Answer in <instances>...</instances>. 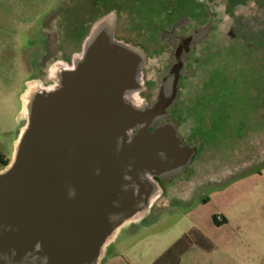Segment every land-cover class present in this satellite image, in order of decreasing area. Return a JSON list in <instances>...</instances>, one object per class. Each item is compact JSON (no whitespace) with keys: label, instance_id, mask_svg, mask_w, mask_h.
Listing matches in <instances>:
<instances>
[{"label":"rangeland","instance_id":"rangeland-1","mask_svg":"<svg viewBox=\"0 0 264 264\" xmlns=\"http://www.w3.org/2000/svg\"><path fill=\"white\" fill-rule=\"evenodd\" d=\"M106 15L114 45L103 37V49L140 51L136 96L163 107L151 121L170 123L186 146L179 169L150 174L159 192L146 212L212 196L241 220L240 243L264 259V0H0V152L9 160L0 176L18 160L43 103L93 66L95 55L80 67L75 56ZM123 57L128 67L137 61ZM138 120L121 129L127 143L145 133Z\"/></svg>","mask_w":264,"mask_h":264},{"label":"water","instance_id":"water-1","mask_svg":"<svg viewBox=\"0 0 264 264\" xmlns=\"http://www.w3.org/2000/svg\"><path fill=\"white\" fill-rule=\"evenodd\" d=\"M121 53L98 51L81 80L43 104L18 160L0 176L7 264H90L131 210L137 163L169 156L161 135L127 143L121 134L130 112L120 102L128 68Z\"/></svg>","mask_w":264,"mask_h":264},{"label":"crops","instance_id":"crops-1","mask_svg":"<svg viewBox=\"0 0 264 264\" xmlns=\"http://www.w3.org/2000/svg\"><path fill=\"white\" fill-rule=\"evenodd\" d=\"M213 199L203 198L185 209L153 208L124 221L92 264H264L257 250L240 243L247 233L239 229L241 220Z\"/></svg>","mask_w":264,"mask_h":264},{"label":"bare ground","instance_id":"bare-ground-1","mask_svg":"<svg viewBox=\"0 0 264 264\" xmlns=\"http://www.w3.org/2000/svg\"><path fill=\"white\" fill-rule=\"evenodd\" d=\"M112 27H113V18L110 16H107V15L102 17V18H99L96 22H94V24L92 25L90 34H89V36H87V38L84 42L83 51L75 56L76 57L75 58V66L80 67L83 64L84 60L86 59L88 52L91 51V49L95 45L96 40L99 39L100 37H103V36L105 37V39H106L105 44H107L108 47L111 44L114 45V42H112V40H110L109 37H107L108 33H109V31H111ZM119 46H120L121 50H124V52L127 54L126 56H131L133 61L135 59H137V61L133 65V71H132L130 80L125 82V87L123 88V91H122V102L131 112H134L137 116H139L140 120L146 119L148 121L149 120L148 118H150V120H153V118H151L153 113L151 112L150 114H146V112L144 111L143 102L140 98H138L136 96V93H135L136 90L134 88L135 87L134 85L137 84L136 82L138 79L137 78V72L138 71H137L136 65L138 64L139 60H141V53L137 48H134V47L129 46V45H125V44L120 43ZM61 68H62V66H60L56 63L51 66V69H50L51 73L57 79L58 78L60 79V76H61L60 72H61V70H63ZM76 68L75 69L73 68V71L74 70L76 71ZM75 73H77V72H75ZM79 80H81V78ZM75 81H78V80L76 79L73 82H75ZM62 84H63V81L61 82L60 85H62ZM47 93L48 92H43V94H34L33 93L32 96L43 97V96H47ZM34 97L31 99V102H30L31 105L34 103ZM136 124H137L136 121H134L133 124H131V125H136ZM167 127H168V130H170V128H172L170 124H167ZM173 138L174 137L172 136V138H170L169 140L175 141V138H174V140H173ZM133 140L134 139H132L130 142H132ZM171 145H172V143L170 142V144L167 145L166 150H167L168 154L170 156H172V158L174 157L175 159L176 158L178 159V153L176 151V148L172 149ZM180 149L182 150V148H180ZM180 161L181 160L179 159L177 161L173 160V161H169V162H164L163 167H160V168L155 166V165H152L150 163V161H148V160L137 163V176L134 180V188H135V192L137 193V194L135 193L136 194V206L132 210L127 212L117 222L116 225H118L119 223L126 221V220L137 219L141 215H143L146 212V210L148 209L151 201L158 195V192H159V185L154 180H152L150 178V174L151 173H160V174L163 173V174H165L166 172H168V170L179 169V167L182 165L180 163ZM114 230L115 229L110 230L104 236L103 240L101 241V243L98 247L97 254L100 252L105 241L108 240L110 238V236L113 234Z\"/></svg>","mask_w":264,"mask_h":264},{"label":"flooded vegetation","instance_id":"flooded-vegetation-1","mask_svg":"<svg viewBox=\"0 0 264 264\" xmlns=\"http://www.w3.org/2000/svg\"><path fill=\"white\" fill-rule=\"evenodd\" d=\"M88 36V35H87ZM87 36L85 37V39H84V41H83V44H84V42H85V40H86V38H87ZM104 37V36H103ZM103 37H100L99 39H97L96 40V42H95V45H94V47L91 49V51L90 52H88V54H87V56H86V59H85V62H87L88 61V63L89 62H91L92 61V57L95 55V53H97L98 51H100L101 50V47L103 46V44H104V39H103ZM102 49H103V47H102ZM87 63V64H88ZM132 64H130V66L127 68V72L125 73V75H124V81L125 82H127L128 80H130V78H131V74H132V71H133V67L131 66ZM72 83V82H71ZM70 83V84H71ZM69 84V85H70ZM68 85V86H69ZM67 86V87H68ZM51 98V97H50ZM49 98V99H50ZM49 99H47L45 102H47V101H49ZM44 102V103H45ZM43 103V104H44ZM144 111L146 112V114H150L151 112L153 113V112H157V113H160V112H165V110H164V108L162 107H159L158 105H151V106H148V107H144ZM149 117V116H148ZM136 119H139L140 120V118H139V116H137L134 112H129V117H128V119L125 121L126 123H127V128H130V126H131V124H133V122L136 120ZM149 120L147 121L146 119L145 120H141V121H143V122H146V124H147V127H146V129L144 130V134H142V136L141 137H152V136H154V135H161V139H162V141H163V144L165 145V148L167 147V145L168 144H170V142L172 143V145H171V147H172V149H175L176 148V151H177V153H178V155L180 156V152L183 154V152L182 151H185V148H186V146H185V144L184 143H182L180 140H179V138L177 137L176 138V136H175V131H174V129L173 128H170V130H168V127H167V124H170V123H165L164 125L162 124H160V125H155V124H153V122L150 120V118H148ZM172 136L175 138V141H170L169 139L170 138H172ZM174 138H173V140H174ZM136 139H134L133 141H135ZM132 141V142H133ZM180 148H182V150L180 149ZM180 152H179V151ZM181 154V155H182ZM178 156V159H180V157ZM174 158V157H173ZM172 158V156H167V157H157V158H153V159H148V161H150V163L152 164V165H155V166H157V167H163V164H164V162H169V161H173V160H177V158L175 159H173ZM9 163V160H8V162H7V164ZM6 164V165H7ZM6 165H3L2 167H0V168H5L6 167Z\"/></svg>","mask_w":264,"mask_h":264},{"label":"trees","instance_id":"trees-1","mask_svg":"<svg viewBox=\"0 0 264 264\" xmlns=\"http://www.w3.org/2000/svg\"><path fill=\"white\" fill-rule=\"evenodd\" d=\"M8 162V159L5 157V155H3L1 152H0V167H2L3 165H6Z\"/></svg>","mask_w":264,"mask_h":264}]
</instances>
